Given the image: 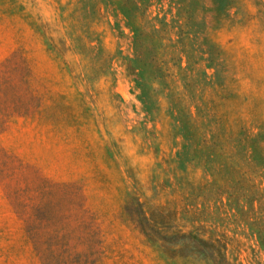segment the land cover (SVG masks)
<instances>
[{
	"label": "rangeland",
	"instance_id": "374dc122",
	"mask_svg": "<svg viewBox=\"0 0 264 264\" xmlns=\"http://www.w3.org/2000/svg\"><path fill=\"white\" fill-rule=\"evenodd\" d=\"M139 1L0 0V264H264V0Z\"/></svg>",
	"mask_w": 264,
	"mask_h": 264
},
{
	"label": "trees",
	"instance_id": "16d2710c",
	"mask_svg": "<svg viewBox=\"0 0 264 264\" xmlns=\"http://www.w3.org/2000/svg\"><path fill=\"white\" fill-rule=\"evenodd\" d=\"M137 3H141V1L137 0ZM140 7H138L139 9ZM123 15L124 17L127 19V23L129 24L130 26V29L132 30V32L134 33V36H136L139 32V29H138V25L135 24V16L131 15L129 16L127 13L123 12ZM146 34V32L144 33ZM137 74L139 75L140 74V70L137 71Z\"/></svg>",
	"mask_w": 264,
	"mask_h": 264
}]
</instances>
